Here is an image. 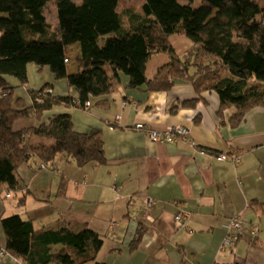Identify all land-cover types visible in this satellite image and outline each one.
<instances>
[{"label":"crops","instance_id":"obj_1","mask_svg":"<svg viewBox=\"0 0 264 264\" xmlns=\"http://www.w3.org/2000/svg\"><path fill=\"white\" fill-rule=\"evenodd\" d=\"M0 14L13 24L11 36L18 35L13 20ZM169 40L181 57L194 49L184 34H173ZM65 55L67 74L76 73L80 45H68ZM167 61L166 53L152 54L146 77L151 79ZM104 69L111 74L108 65ZM119 77L111 93L89 98L88 110L61 103L46 110L41 121L30 117L13 122L18 130L68 113L75 131L100 132L105 162L78 166L62 154L53 169L41 168L33 159L21 164L18 188L0 185V264H23L5 252L1 218L13 214L30 220L35 229L87 227L102 239L95 261L105 264H215L232 259L264 264V108L249 110L231 126L232 111L218 112L214 91L196 93L182 79L169 90L148 91L145 86L128 87L122 72ZM6 81L14 97L27 105L32 102L29 89L36 91L44 84L52 85L53 96L77 99L66 80H55L47 67L28 64L25 85L12 76ZM190 99H195L192 105L182 104ZM135 123L158 129L185 125L196 147L206 152L181 141L153 143L145 131L133 128ZM220 153L237 154L239 159L219 160ZM148 197L154 201L150 210L145 207ZM183 212L182 220H176ZM234 217L243 222L242 234L231 247H223V221ZM140 228L144 232L132 246ZM62 246L51 245L52 250Z\"/></svg>","mask_w":264,"mask_h":264},{"label":"trees","instance_id":"obj_2","mask_svg":"<svg viewBox=\"0 0 264 264\" xmlns=\"http://www.w3.org/2000/svg\"><path fill=\"white\" fill-rule=\"evenodd\" d=\"M48 1L0 0V13L13 20L18 32L11 36L13 24L0 21V185L9 190L20 184L19 166L32 159L53 163L63 154L78 166L105 162L100 132L75 131L68 113L54 114L37 126L13 128L17 119L41 121L52 106L73 103L72 97L53 96L51 84L29 89L30 105L15 98L6 77L25 85L28 64L47 67L55 80L65 79L80 103L111 93L122 72L131 88L166 91L182 79L196 93L214 91L218 112L232 111L231 126L249 110L264 108V0H143L140 10L130 13L118 11L120 0H54L53 23L44 14ZM173 34H184L194 49L179 56L169 40ZM73 43L80 45L78 70L67 74L65 49ZM160 52L168 61L148 79L146 62ZM35 136L41 140H33ZM1 226L5 252L23 264H105L95 261L102 239L87 227L35 229L18 214L2 217ZM143 232L140 228L132 246ZM53 244L63 246L52 250Z\"/></svg>","mask_w":264,"mask_h":264},{"label":"built area","instance_id":"obj_3","mask_svg":"<svg viewBox=\"0 0 264 264\" xmlns=\"http://www.w3.org/2000/svg\"><path fill=\"white\" fill-rule=\"evenodd\" d=\"M64 61L67 62L68 59L65 58ZM73 103L76 104L77 106H82V108L86 110L89 109L91 104L89 99L85 100L82 103H80L78 99H73ZM119 117H120L119 115L115 116L116 119H118ZM110 127H112V125H110ZM133 128L136 130L145 131L150 141L153 143L181 141L187 143L191 147L198 149L199 153L201 154H204L206 152L205 149L196 147L195 143L190 138L189 128L185 125H171L162 129H158V128H152L143 123H135L133 125ZM216 157L219 160L238 161L239 159V155L237 154L229 155V154L220 153L216 155ZM39 165L41 168H52V169L54 168V165L52 163L41 162ZM153 205H154L153 199H151L150 197L145 199V207L148 210H150ZM183 216H185V212H183L182 214L175 215V219L181 221ZM223 228L226 231V235L222 241V246L231 247L234 241L237 239V237H239V235L242 234L243 222L238 217L228 218L225 221H223ZM255 230L257 231L256 228L254 229V231ZM254 231H251V233L254 234ZM215 264H246V263L243 261L232 259L224 263H215Z\"/></svg>","mask_w":264,"mask_h":264},{"label":"rangeland","instance_id":"obj_4","mask_svg":"<svg viewBox=\"0 0 264 264\" xmlns=\"http://www.w3.org/2000/svg\"><path fill=\"white\" fill-rule=\"evenodd\" d=\"M74 2H79L80 0H72ZM185 1V0H182ZM143 0H120L118 3V11L122 12V13H130V10H140L141 5H142ZM44 14L47 18L48 21H50L51 23L54 22V18H55V6H54V0H49L45 7H44ZM7 18L6 15H2L0 14V21L3 20L5 21ZM29 118H24L21 119V121H26Z\"/></svg>","mask_w":264,"mask_h":264}]
</instances>
